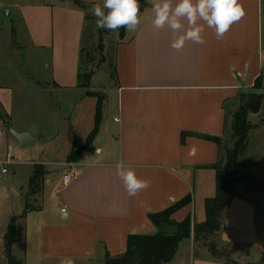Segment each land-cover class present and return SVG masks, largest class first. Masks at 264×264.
<instances>
[{
    "label": "crops",
    "instance_id": "obj_1",
    "mask_svg": "<svg viewBox=\"0 0 264 264\" xmlns=\"http://www.w3.org/2000/svg\"><path fill=\"white\" fill-rule=\"evenodd\" d=\"M80 1L87 5L103 3ZM15 2L0 0V9H9L6 17L15 18L12 25L17 34L20 27L21 39L27 45L50 55L44 66L49 74L45 83L58 92L80 90L78 70L85 12L73 0ZM239 2L246 15L230 27L223 39H217L214 29L204 25V44L187 41L177 51L171 47V29L153 27L151 4L144 1L140 16L145 20L131 36L127 33L116 53L117 146L114 150L102 148L94 141L77 163L66 164L73 143L72 137L69 139L66 154L54 164L55 168L65 167L64 172L47 181V187L53 186L50 199L59 201L55 212L66 209L67 213L61 214L69 221L57 222L44 203L20 218L24 206L15 216L19 217L13 249L17 258L25 264H59L62 257L93 264L97 256L104 260L106 252L120 256L127 250L129 236L157 233L148 219L150 214L162 212L188 195L192 204L172 219L180 223L191 216L192 230L206 221L205 201L216 194V172L209 167L218 162L219 147L195 137L182 143V135L223 137L228 106L236 102L239 93L251 90L260 76L264 77V0ZM3 22L0 19V42ZM1 70L0 64V115L9 119L4 123L0 116L5 127L1 134H5L6 130L10 132L14 117V94L11 81ZM251 116L249 122L256 123ZM97 148L101 149L99 153ZM120 160L130 165L138 178L150 182L147 190L134 197L127 194L117 175L116 163ZM70 171L76 176L64 187L63 176ZM14 209L9 205L8 211L0 212V264H8L4 235ZM257 216L256 202L249 196L236 195L217 236V244L231 252L217 257L200 252L197 256L192 232L167 264H264L244 262L236 252L260 245Z\"/></svg>",
    "mask_w": 264,
    "mask_h": 264
},
{
    "label": "rangeland",
    "instance_id": "obj_2",
    "mask_svg": "<svg viewBox=\"0 0 264 264\" xmlns=\"http://www.w3.org/2000/svg\"><path fill=\"white\" fill-rule=\"evenodd\" d=\"M144 1L139 0L140 13L144 9ZM20 2L23 3L24 0H16L14 4ZM91 8L92 5L88 6L85 12L81 74H90L92 78L87 89L79 88L80 90L68 93L58 92L45 83L49 79V74L44 66L49 63L50 55L47 52H38L27 45V41L21 39L20 27L16 25L19 30L17 34L16 28L12 25L15 18L11 20L6 17V11L9 9H0V19L4 21L2 24L5 28L0 42L1 71L2 75L11 81L8 80L14 94V117L13 121H10L11 129L26 130L35 139L32 145L22 148L10 132L6 130L5 134H1L5 127L0 123V167L5 164L8 170V173L3 175L0 168V212L2 213L8 211L9 205H13L14 216H19L24 206L40 209L44 203L57 222L68 223L69 220H66L59 210L55 212L54 209L59 201L50 199L49 195L53 186L47 187V181L52 176H58L64 172L62 169L65 167L55 168L54 164L66 154L71 137L72 150L86 145L87 138L95 126L99 98L103 100L101 103L103 110L98 135L94 140L95 144L102 148L111 147L112 150L117 146L115 138L118 125L114 121V118L118 116V97L115 90L116 53L118 46L126 40L127 33L131 36L133 32L126 31L124 28L118 31L97 29L96 18L91 14ZM145 18L141 17L140 26ZM123 31L124 34H122ZM85 82V79L81 80V84ZM251 91L253 90L241 93L247 94ZM257 93H264V89ZM238 105L236 99L231 107L228 106L229 123ZM259 113L250 117V120L256 123L249 122L254 129L250 133L251 136L249 135L248 148L240 158L239 167L234 176L240 181L236 186V195L249 196L258 206L260 245L256 248L236 251L239 258L248 263H261V261L264 263V99ZM229 147L232 146L229 145ZM8 155L11 160L6 164ZM67 158L65 163L73 164V162L68 163ZM33 164L34 166L46 164L49 170L42 165L46 175L41 182L40 191L36 195L29 196L28 185L34 170ZM13 170L17 172L15 175L12 174ZM156 230L157 233L163 234L174 232L171 227ZM217 241L218 238L215 236L207 242L195 244L196 254L199 247L201 252H210L216 257L231 252V250L226 252L227 249L218 245ZM204 245H207L209 250L213 248V251H207L208 248L203 247ZM74 264L81 263L74 262ZM93 264H105V262L102 257L97 256Z\"/></svg>",
    "mask_w": 264,
    "mask_h": 264
},
{
    "label": "trees",
    "instance_id": "obj_3",
    "mask_svg": "<svg viewBox=\"0 0 264 264\" xmlns=\"http://www.w3.org/2000/svg\"><path fill=\"white\" fill-rule=\"evenodd\" d=\"M73 2L75 6L83 12H86V8L90 6L80 0H73ZM122 34H124V31ZM82 60L83 48L81 47L78 88L87 89L92 76L90 74H81ZM82 79L86 81L84 84H81ZM263 89L264 77L260 76L251 89L253 91L247 94H238V109L232 115L231 122H226L223 137L194 135L189 133H184L182 135V143H184L188 137H195L213 142L219 147V160L215 165L209 167L216 172V194L214 197L208 198L205 201L206 221L202 224L195 225L192 230L191 216H188L180 223H176L172 220L176 212L192 204V197L188 195L168 209L148 216V219L156 229L161 230L171 227L174 230L173 234H163L159 232L156 235H131L128 237L126 252L120 256H111L106 252L104 257L105 264H167L174 258L179 244L189 239L192 232L194 233L196 245L207 242L212 237L219 236L224 228L225 215L232 200L236 196V186L240 182L236 180L234 176L239 167L240 158L248 148L249 135L254 129L249 123L248 117L260 112L264 93H257V91ZM102 101L103 100L99 98L96 107L95 126L87 138L86 145L82 148L72 150L67 158L68 163H76L83 153L91 148L96 139L102 121ZM0 116L4 120V123L9 120L8 116ZM229 145L232 147L230 148ZM45 175L46 173L42 165L34 166L33 174L28 185L30 191L29 196L39 193L41 182ZM33 210L37 209L26 206V210L20 218H24L26 213ZM18 219L19 217L15 216L10 219L4 235V254L8 264H25V261L17 258L13 251L16 243V223ZM203 247L208 248L207 245ZM199 249H197V256L201 252ZM211 251H213V248Z\"/></svg>",
    "mask_w": 264,
    "mask_h": 264
},
{
    "label": "clouds",
    "instance_id": "obj_4",
    "mask_svg": "<svg viewBox=\"0 0 264 264\" xmlns=\"http://www.w3.org/2000/svg\"><path fill=\"white\" fill-rule=\"evenodd\" d=\"M156 29L168 27L172 32L171 47L181 50L187 41L204 44V25L214 29L217 39H223L230 27L246 15L239 0H148ZM96 28L134 32L141 24L139 0H103L92 5ZM186 21V25H185ZM203 22L201 24L200 22ZM101 149L97 148V153ZM117 175L122 179L130 197L145 191L150 182L138 178L135 170L123 160L116 163ZM65 214L67 210H64ZM59 264H74L71 257H62Z\"/></svg>",
    "mask_w": 264,
    "mask_h": 264
},
{
    "label": "water",
    "instance_id": "obj_5",
    "mask_svg": "<svg viewBox=\"0 0 264 264\" xmlns=\"http://www.w3.org/2000/svg\"><path fill=\"white\" fill-rule=\"evenodd\" d=\"M57 1H59L60 3L65 2V0H57ZM10 133L13 136V138L20 144L22 148L29 147L30 145L34 143L35 139L29 133H19L13 129L10 130ZM12 174L13 175L15 174L14 170L12 171Z\"/></svg>",
    "mask_w": 264,
    "mask_h": 264
},
{
    "label": "built area",
    "instance_id": "obj_6",
    "mask_svg": "<svg viewBox=\"0 0 264 264\" xmlns=\"http://www.w3.org/2000/svg\"><path fill=\"white\" fill-rule=\"evenodd\" d=\"M115 121H117V119H115ZM10 160H11V157L8 155L6 164L10 163ZM1 172L2 174L8 173V170L5 168V164L2 166ZM75 176H76V172L74 171H70L69 173L65 174L62 180L63 186L66 187L68 184H70L75 178ZM61 213L65 214L64 210H61Z\"/></svg>",
    "mask_w": 264,
    "mask_h": 264
}]
</instances>
